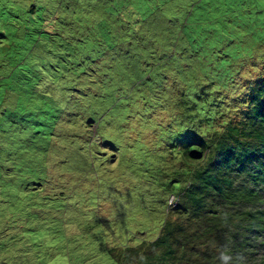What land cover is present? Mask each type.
<instances>
[{"label":"rangeland","instance_id":"obj_1","mask_svg":"<svg viewBox=\"0 0 264 264\" xmlns=\"http://www.w3.org/2000/svg\"><path fill=\"white\" fill-rule=\"evenodd\" d=\"M3 4L11 13L0 19V125L15 127L3 131L4 140L10 142L15 133L23 135L26 130L28 140L34 139L31 128L47 138L45 126L55 123L53 107L64 101L54 92L66 93V111L75 113H69L64 123L73 127V142L84 138L87 143L89 168H72L79 172L65 168L74 167L70 149L65 148L69 126L60 127L61 132L57 128L64 124L56 120L55 144L44 145L39 138L33 145L46 159L56 149V175L23 190L25 200L34 203V213L27 215L21 209L17 215L0 213V264H119L111 257L110 246L152 239L159 229V210L151 211L148 195L137 198L132 192L135 185L150 191L147 181L138 177L143 174L141 157L152 154L155 129L134 122L139 136L120 130L116 116L126 107L136 108L122 104L123 98L137 102L146 92L157 97V89L166 96L165 92H176L184 79L203 85L209 78L196 75L198 67L193 70L201 61L219 74L220 83L228 84L227 100L235 98L231 92L244 94L264 75V0H4ZM28 19L35 24L27 25ZM51 23L57 25L55 30ZM149 29L155 35L148 34ZM138 31L145 36H137ZM171 31L174 34L166 38ZM177 33L181 35L169 60L166 48ZM49 37L55 44V61L44 57ZM24 48L38 49L39 55L23 51L20 56ZM139 48L151 50L147 59ZM42 74L53 76L55 83H39ZM213 85L205 89L211 92ZM40 101L43 105L35 110ZM110 103L117 114L110 110L103 118ZM85 117L93 119L89 125L97 134L93 144L85 140ZM108 137L115 145L114 162L113 154H103L110 151L105 145ZM26 158V153L17 157ZM20 170L31 174L26 166ZM125 190L129 196L121 198ZM25 208L29 209L26 203ZM21 218L29 224L23 221L15 228L3 222L14 225ZM138 230L143 236L136 235Z\"/></svg>","mask_w":264,"mask_h":264},{"label":"trees","instance_id":"obj_2","mask_svg":"<svg viewBox=\"0 0 264 264\" xmlns=\"http://www.w3.org/2000/svg\"><path fill=\"white\" fill-rule=\"evenodd\" d=\"M3 1L0 0V19L4 21L6 12L11 13V10ZM27 21V25L35 24L33 20ZM51 25L55 30L57 25ZM148 34L155 35V31L149 29ZM173 34V31L166 33V38ZM136 35L145 36V33L138 31ZM180 35L177 33L170 39L166 48L169 60H173L171 51ZM44 45L45 59L55 61V44L50 42V37ZM16 46L13 44V49ZM28 50L20 49L19 55L22 56L23 51L39 55L38 49ZM139 50L144 59L151 52L145 48ZM198 64L193 66V70L198 67L196 75L209 78L204 79L203 85L191 84L190 79H184L176 92H165L166 96L154 89L157 97L152 95L154 92H146L143 97L136 98L137 102L130 103L131 99L123 98L126 103L122 101V104H134L136 108L126 107L116 116L117 122H121L120 130L129 136H139L134 122L140 127L155 129L151 158L148 153L141 157L143 174L138 177L147 181L150 191L147 193L135 185L132 192L137 198L148 195L151 211L159 210V229L152 239L141 238L134 243L110 246L109 253L119 264H264V75L250 84L244 94L231 92L235 96L233 101L227 100L224 89L228 84L220 83L219 74L210 70L205 61ZM143 74L146 76V71ZM42 82L49 86L55 83L53 76L48 77V74H42L39 83ZM209 83H214L211 92L205 89ZM54 95L64 101L61 100L59 108L56 104L53 107L55 123L53 127L45 126L48 127L47 138L36 133L38 128H31L29 131L35 135L34 139L28 140L26 130L23 135L15 133L10 142H6L3 131L15 127L0 125V191H4L3 194L0 192L1 214L17 215L18 209L27 215L34 213V203L29 198L25 200L23 190L33 183L50 182L56 175L57 159L55 148L46 159L41 156L42 152L34 150L33 145H38L39 138L45 140L44 145L47 141L55 144L59 138L56 132L64 131L60 127L69 126L65 148L70 149L69 159L74 162V167L71 164L70 168H65L71 171L72 168H89L87 143H83L84 138L73 142V127L64 123L68 114L75 111H66V93L62 96V93L54 92ZM42 105L43 101H40L34 109ZM107 106L109 108L102 111L103 118L111 110V103ZM56 120L65 126L59 125L57 130ZM85 120L82 122L85 140L89 139L93 144L97 136L89 127L93 119L85 117ZM107 134L112 136V133ZM108 138L105 145H109L110 151L104 150L103 154H113L110 159L114 162L115 145L113 139ZM100 150L98 147V153L102 154ZM22 153H26L27 158L18 160ZM21 166L29 168L31 174L23 173ZM46 170L50 171L49 175ZM128 196L127 190L120 195L121 198ZM40 199L41 196L39 202ZM25 203L29 209L25 208ZM25 219H19L14 225L10 220L3 222L6 227L16 228L23 221L29 224ZM136 235L143 236V231H136Z\"/></svg>","mask_w":264,"mask_h":264}]
</instances>
